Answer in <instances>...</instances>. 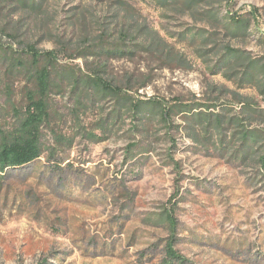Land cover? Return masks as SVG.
Returning a JSON list of instances; mask_svg holds the SVG:
<instances>
[{
  "label": "rangeland",
  "instance_id": "obj_1",
  "mask_svg": "<svg viewBox=\"0 0 264 264\" xmlns=\"http://www.w3.org/2000/svg\"><path fill=\"white\" fill-rule=\"evenodd\" d=\"M185 2L45 0L39 11L19 7L9 32L19 23L21 35L10 39L0 30V44L17 53L31 45L57 51L62 66L85 72L101 62L135 101L212 102L217 112L225 105L242 118L243 103L264 107L258 87L240 88L239 72H214L228 47L264 57V0H209L192 10ZM206 11L247 17L250 37L226 34ZM6 20L2 15L0 28ZM124 30L132 50L155 43L140 45L130 58L85 54L86 38L105 35L114 44ZM10 64L0 59L1 132L12 130L14 109L25 110L33 88ZM51 105L43 156L0 177V264H264V169L255 157L241 162L232 148L222 153L220 137L205 138L183 114L165 125L124 109L105 134L102 121L114 102L81 109L65 88L54 91ZM244 123L264 131L263 119ZM166 213L177 222L175 233ZM172 238L179 260L168 258Z\"/></svg>",
  "mask_w": 264,
  "mask_h": 264
},
{
  "label": "trees",
  "instance_id": "obj_2",
  "mask_svg": "<svg viewBox=\"0 0 264 264\" xmlns=\"http://www.w3.org/2000/svg\"><path fill=\"white\" fill-rule=\"evenodd\" d=\"M164 7H170L181 2V0H158ZM209 0H186L185 4L189 9H194L201 2ZM45 0H0V19L5 14L7 20L0 28L2 34L10 39L17 38L21 34L18 30L20 24L9 32V17L17 12L18 8L29 7L35 11L42 10ZM257 9H255V12ZM210 21H216L219 28L224 29L226 34L231 36L250 37L249 31L251 21L244 16H238L228 13L220 17L211 11L204 13ZM130 15V13H129ZM127 23L130 22V16L126 17ZM129 25V28H131ZM121 33L120 37L114 44H107V37L100 35L96 39L86 38V53L106 58H130L136 49L147 45L149 48L155 43L154 40L148 42L134 44L132 50L127 45L128 33ZM201 34L193 36L199 37ZM2 37L0 36V42ZM211 38V37H210ZM209 41V37L205 38ZM141 45V46H140ZM226 52L220 57L218 64L214 68V72L219 74L224 69L240 74L238 83L240 88L254 85L258 87L264 95V57L255 58L251 54L240 49L226 48ZM16 54L26 55L29 60H23L22 57L16 58ZM0 59L10 61L12 69L18 68L20 72L29 77L33 84V88L28 90L26 94L25 110L17 108L15 112V124L11 131H0V177L5 176L8 170L19 169L27 166L34 161L40 159L44 154V128L51 126L52 122V105L51 95L55 90L60 93L65 88L70 89V93L76 99L78 108H86L87 105L92 106L112 101L115 107L111 113L102 121L104 133L112 132L113 128L122 119L124 109L126 115H132L135 119H151L158 116L160 121L167 125L172 121L173 117L183 114L189 124L201 125L205 131V138L209 137L212 132L220 137L219 149L224 153L228 148L233 149V158L246 162L255 157L258 164L264 169V131L260 129H250L244 121L257 117L264 120V107L254 106L251 103H243V113L247 114L241 117L239 114L231 115L233 109L222 105L221 111H216L217 105L214 103H199L192 105L190 103L178 102L172 107H167L160 101H135L127 91L117 85L114 79L107 76L105 65L101 62L91 71L85 72L81 69L62 66L58 61L57 51H48L41 53L34 45L26 46L21 53H17L12 47L7 48L0 44ZM239 68V69H237ZM90 69V68H89ZM238 70V71H237ZM214 109V111H211ZM230 112V113H226ZM232 112V113H231ZM75 113V112H74ZM77 116V113L75 114ZM193 130L195 127H191ZM233 130L228 137L227 132ZM58 140L63 138L55 135ZM97 142L104 139L92 137ZM58 144H62L59 143ZM138 146H131L136 149ZM257 149H260L258 151ZM130 153V152H129ZM135 156V153H130ZM165 221L172 233L176 232L177 222L172 214H167ZM174 238L168 245L169 259L179 260L172 245Z\"/></svg>",
  "mask_w": 264,
  "mask_h": 264
}]
</instances>
